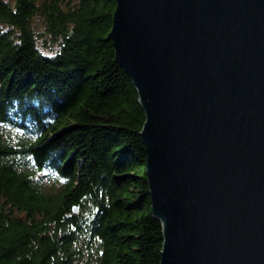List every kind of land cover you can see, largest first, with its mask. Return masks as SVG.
<instances>
[{
	"label": "trees",
	"instance_id": "obj_1",
	"mask_svg": "<svg viewBox=\"0 0 264 264\" xmlns=\"http://www.w3.org/2000/svg\"><path fill=\"white\" fill-rule=\"evenodd\" d=\"M115 5L0 0V264H159L145 115L115 60ZM42 171L60 186L44 188Z\"/></svg>",
	"mask_w": 264,
	"mask_h": 264
},
{
	"label": "water",
	"instance_id": "obj_2",
	"mask_svg": "<svg viewBox=\"0 0 264 264\" xmlns=\"http://www.w3.org/2000/svg\"><path fill=\"white\" fill-rule=\"evenodd\" d=\"M115 3L159 264H264V0Z\"/></svg>",
	"mask_w": 264,
	"mask_h": 264
},
{
	"label": "rangeland",
	"instance_id": "obj_3",
	"mask_svg": "<svg viewBox=\"0 0 264 264\" xmlns=\"http://www.w3.org/2000/svg\"><path fill=\"white\" fill-rule=\"evenodd\" d=\"M36 28L40 30V35L37 38V45L39 49L43 53L52 54L55 50H57L58 43L52 40L50 35L44 31V28L40 25V23L36 22ZM36 175L41 179L43 187L46 189H56L62 183V181L54 178L49 171L38 172Z\"/></svg>",
	"mask_w": 264,
	"mask_h": 264
}]
</instances>
